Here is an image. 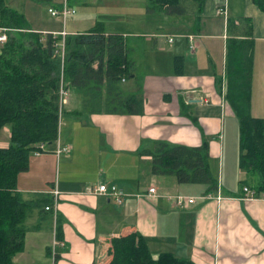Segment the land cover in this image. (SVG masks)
<instances>
[{"label": "crops", "instance_id": "crops-1", "mask_svg": "<svg viewBox=\"0 0 264 264\" xmlns=\"http://www.w3.org/2000/svg\"><path fill=\"white\" fill-rule=\"evenodd\" d=\"M25 1L15 0L16 8L23 12ZM67 1L75 14L74 0ZM75 1L83 9L71 20L57 15L44 24L27 21L29 28L64 37L101 21L104 33L122 34L129 73L108 79L102 52L99 79L86 76L85 83L67 85L55 142L31 151L28 168L16 175V190L38 207L25 219L23 249L12 262L107 264L111 239L134 233L151 263L160 252H170L189 264H264L263 192L250 197L243 191L244 186L253 191L258 178L250 184L253 172L238 166V122L225 97L226 40L241 36L247 20L249 111L264 117V0H155L175 2L179 12L147 9V0ZM154 12L170 31H154L161 28L150 25ZM97 63L94 57V70ZM134 106L139 110L132 111ZM8 139L9 127L3 125L0 147ZM156 141L187 146L206 141L216 190L204 192L201 183L152 173L148 150ZM57 147L67 150L56 152ZM98 183L119 187L125 193L121 203L86 193ZM54 189L55 210L41 211Z\"/></svg>", "mask_w": 264, "mask_h": 264}, {"label": "trees", "instance_id": "trees-1", "mask_svg": "<svg viewBox=\"0 0 264 264\" xmlns=\"http://www.w3.org/2000/svg\"><path fill=\"white\" fill-rule=\"evenodd\" d=\"M156 6L169 12L182 10L175 2L157 4L147 0V9ZM227 23L234 22L229 18ZM0 25L9 28L6 40L0 43V129L3 125L9 127L8 145L0 147V264H15L11 258L23 249L25 219L38 207L36 201L23 199L16 190V175L28 168V155L37 144L51 146L56 140L60 79L65 87L85 83L86 76L99 79L102 52L106 54L108 79L128 74L129 61L122 34L104 33L101 21L86 31L64 35L61 64L55 46L60 36L30 29L23 12L6 0H0ZM249 29L245 20L241 36L226 40L225 97L238 122V166L258 175L252 188L258 195L264 192V117L249 111ZM94 57L98 59L95 70L91 67ZM148 153L152 173L173 174L181 183H201L205 185L204 192L216 190V178L208 166L206 141L198 146L156 141ZM44 200L46 204L50 202ZM44 206L41 211H45ZM135 238L134 233L112 238L107 264H189L170 252H160L151 263L140 253Z\"/></svg>", "mask_w": 264, "mask_h": 264}, {"label": "built area", "instance_id": "built-area-1", "mask_svg": "<svg viewBox=\"0 0 264 264\" xmlns=\"http://www.w3.org/2000/svg\"><path fill=\"white\" fill-rule=\"evenodd\" d=\"M47 10H48V12L51 15H58L61 18H64L66 15H68V14L70 15V14H73L75 12V8L72 7L71 5H69L67 0H62L60 2V4L57 5V6H49L47 8ZM217 11L223 12V9L218 8ZM8 29H9L8 27L0 25V43L4 42L6 40ZM65 33L66 32L63 31V30L60 32L61 35L65 34ZM188 40H189L188 47L192 50L193 43L191 42V40H192V35L191 34L188 35ZM55 46H56V54L58 55L59 61H60V64H61L63 53H64L63 36L60 37L59 41L55 42ZM65 94H66L65 83L63 84L62 80L60 79L59 88H58V100H59V103L64 101ZM42 149H43V143H39V144H37L36 149L33 151V153L37 154ZM61 150H67V148L64 147V148L60 149V148L57 147L55 151L59 152ZM242 188H243V191L247 192L250 197H255L256 196L254 194V191L249 190L246 186H244ZM148 192L149 193H153L154 192V188L153 187H149L148 188ZM51 193H52L53 199H52V201H51V203L49 205H45L44 206V209L45 210L51 209L52 211H54L55 208H56L57 195H58L59 191L54 189V190L51 191ZM86 193L95 194V195H103V196L110 197L113 200H115V202L118 203V204L121 203L122 197L125 195V193L119 187H117L115 184L105 185L103 183H98V184H95V185L89 187V189H87ZM260 196H261V198L264 199V192ZM178 198L182 199L183 197L180 196ZM186 201L187 202H191L192 201V197H187Z\"/></svg>", "mask_w": 264, "mask_h": 264}, {"label": "rangeland", "instance_id": "rangeland-1", "mask_svg": "<svg viewBox=\"0 0 264 264\" xmlns=\"http://www.w3.org/2000/svg\"><path fill=\"white\" fill-rule=\"evenodd\" d=\"M7 3L9 5H12L14 7H17L18 4H16L15 0H6ZM54 0H26L24 3V10H23V14L26 18L27 21H29L31 24L34 23H41L44 24L45 21L43 22V20H45L47 17H54L57 15H51L46 7L49 5L53 4ZM20 5V4H19ZM74 5L76 7V13L72 14V15H66V19L71 20L72 18H74L75 16H77L78 12L81 11L83 8L81 6V4L78 1L74 0ZM19 9V8H18ZM151 20V24H159L161 25V28H159L158 30H154L156 33H161V32H168L170 31L171 27H169L166 22L165 19L162 17V15L160 13H156L154 12L153 17ZM156 37L160 38V35H156ZM61 67L59 66V70L58 72L61 73ZM138 69H140L141 71L144 70V66H139ZM60 111V109H59ZM59 115V112H58ZM254 177H255V181H250V184L255 183L257 181L258 175L256 173H253Z\"/></svg>", "mask_w": 264, "mask_h": 264}]
</instances>
